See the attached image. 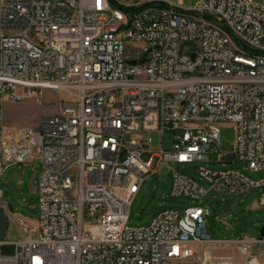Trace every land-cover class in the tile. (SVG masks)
<instances>
[{
    "label": "built area",
    "instance_id": "1",
    "mask_svg": "<svg viewBox=\"0 0 264 264\" xmlns=\"http://www.w3.org/2000/svg\"><path fill=\"white\" fill-rule=\"evenodd\" d=\"M262 1L0 0V123L5 102H41L45 91L59 108L36 129L2 125L0 177L35 162L44 186L37 225L17 217L28 238L0 241V264H264V237H214L200 205L129 225L144 181L165 167L172 197L259 190L264 208V177L203 165L234 154L264 173ZM171 164H198L207 186Z\"/></svg>",
    "mask_w": 264,
    "mask_h": 264
},
{
    "label": "rangeland",
    "instance_id": "2",
    "mask_svg": "<svg viewBox=\"0 0 264 264\" xmlns=\"http://www.w3.org/2000/svg\"><path fill=\"white\" fill-rule=\"evenodd\" d=\"M181 1L184 7L191 8L199 0ZM261 3H264V0ZM126 46L129 57L135 58L136 49H134V46L129 43ZM58 109V94L51 91L44 92L41 102H37L33 96L14 104L5 102L2 122L0 123V134L2 125L13 130L19 128L36 129L42 117L52 115ZM173 139L174 132L166 130L162 137L164 149L171 150L173 148ZM234 139L235 131L232 125L223 124L221 126V147L225 148L226 151H231ZM209 157L210 161L203 164L208 169H235L255 180L264 177V173L252 172L245 164L237 160L224 165L218 162L217 155L210 154ZM197 165L171 164V166H175L180 170L186 169L189 176L207 186L205 181L200 180V176L196 172ZM37 167V163L10 164L0 177V190L2 192L0 203L10 204L14 209V213H10L13 216H8L9 227L6 234L9 238H28V235L24 234L20 223L17 221V217L23 218L31 227L37 225L39 194L34 190L40 181V172ZM172 182V172L168 167L146 178L140 193L133 201L129 218L130 226L149 224L159 211L200 205L210 212V216L207 217V225L209 232L214 237L223 239H235L243 235L259 237L260 229L264 226V208H260L257 204L259 190L238 195L209 193L196 200L187 197H172ZM260 250L264 251V246H260L258 251ZM223 253L239 258L235 252Z\"/></svg>",
    "mask_w": 264,
    "mask_h": 264
},
{
    "label": "water",
    "instance_id": "3",
    "mask_svg": "<svg viewBox=\"0 0 264 264\" xmlns=\"http://www.w3.org/2000/svg\"><path fill=\"white\" fill-rule=\"evenodd\" d=\"M131 63H136L135 61H132ZM234 154H228L223 158L224 164L228 165L231 163V161L234 159ZM6 208H8L10 213H14L13 207L9 204ZM5 207L0 206V241H3L5 239L6 231L9 227V219L7 215V210ZM260 238L264 237V226L260 229ZM14 251V246H2L1 252L2 254H12Z\"/></svg>",
    "mask_w": 264,
    "mask_h": 264
},
{
    "label": "bare ground",
    "instance_id": "4",
    "mask_svg": "<svg viewBox=\"0 0 264 264\" xmlns=\"http://www.w3.org/2000/svg\"><path fill=\"white\" fill-rule=\"evenodd\" d=\"M89 133H98V126H89ZM44 186V177H40L39 187Z\"/></svg>",
    "mask_w": 264,
    "mask_h": 264
},
{
    "label": "crops",
    "instance_id": "5",
    "mask_svg": "<svg viewBox=\"0 0 264 264\" xmlns=\"http://www.w3.org/2000/svg\"><path fill=\"white\" fill-rule=\"evenodd\" d=\"M57 112H53V114H55ZM29 163H35V162H29ZM38 165V164H37ZM39 169V166L37 167ZM39 172H40V169H39ZM38 187H39V182H38V186L34 189L37 193H38ZM0 206H3V207H7L8 205L6 204H3V203H0ZM7 215L10 217V216H13L10 214V212L7 210ZM7 240H15L13 238H9L8 235L6 234V237H5Z\"/></svg>",
    "mask_w": 264,
    "mask_h": 264
},
{
    "label": "snow or ice",
    "instance_id": "6",
    "mask_svg": "<svg viewBox=\"0 0 264 264\" xmlns=\"http://www.w3.org/2000/svg\"><path fill=\"white\" fill-rule=\"evenodd\" d=\"M182 159H184L185 157H181Z\"/></svg>",
    "mask_w": 264,
    "mask_h": 264
}]
</instances>
